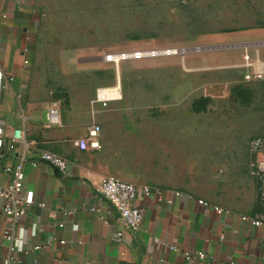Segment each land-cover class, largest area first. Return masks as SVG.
<instances>
[{"label": "rangeland", "instance_id": "obj_1", "mask_svg": "<svg viewBox=\"0 0 264 264\" xmlns=\"http://www.w3.org/2000/svg\"><path fill=\"white\" fill-rule=\"evenodd\" d=\"M37 2L33 86L47 100L58 98L62 115L71 108L84 115L93 105L105 111L89 125L100 124L95 147L108 141L101 156L107 174L164 171L177 161L165 156L175 144L148 137L178 136L189 183L225 202L251 201L249 144L264 139V80L246 79L242 61L257 47L264 58V0ZM136 48L160 53L118 66L104 58ZM117 75L121 97L103 104L97 88L113 86ZM199 152L217 158L199 160ZM215 161L225 165L209 176Z\"/></svg>", "mask_w": 264, "mask_h": 264}, {"label": "crops", "instance_id": "obj_2", "mask_svg": "<svg viewBox=\"0 0 264 264\" xmlns=\"http://www.w3.org/2000/svg\"><path fill=\"white\" fill-rule=\"evenodd\" d=\"M41 11L37 0H0V176L10 179L3 167L24 154L26 212L16 229L24 232V247L29 249L18 251L10 264H264V226L255 225L251 218L260 209L253 174L249 171L246 176L252 198L248 204L213 197L197 181L189 183L185 167L178 162L187 157L180 145L185 140L178 136L148 137L175 144L165 156L177 161L166 164L167 169L122 177L139 187L150 186L148 193L140 188L135 199L144 207L141 226L136 231L124 228L117 210L100 191L107 175L101 156L108 151V141L103 140L102 149L76 144L88 133L89 123L105 111L93 105L80 115L71 108V113L62 115L61 124L45 123L49 100L37 93L32 82ZM13 136L25 140L11 147ZM45 148L68 158L64 171L44 159L31 162ZM213 158L217 157L199 152V160ZM220 163L225 165L210 163L214 167L208 169L209 176ZM96 205L101 211L92 208ZM216 205L224 210L219 212ZM8 220L0 209V264H5L8 250L2 235ZM121 229L125 238L118 240ZM155 236L179 249L157 242ZM35 243L42 246L34 248ZM184 249L206 254L203 259L186 258Z\"/></svg>", "mask_w": 264, "mask_h": 264}, {"label": "built area", "instance_id": "obj_3", "mask_svg": "<svg viewBox=\"0 0 264 264\" xmlns=\"http://www.w3.org/2000/svg\"><path fill=\"white\" fill-rule=\"evenodd\" d=\"M6 13H2V17H5ZM169 49V48H168ZM160 53L156 48H136L126 49L117 52H107L104 58L118 63L122 59L127 58H142L149 55H156ZM242 64L246 67L244 76L248 80H264V58L261 57L260 50L257 47L254 55H251L249 51L243 53ZM0 72V79H1ZM12 76H9L11 79ZM113 85H119L120 77L117 75V82ZM108 86V85H107ZM100 86V87H107ZM100 87L97 88V98L101 100L103 104H107L108 100L112 99L111 94L101 95ZM47 118L45 123L47 125H56L62 123V111L58 98L49 99L46 106ZM100 124L93 122L89 128L88 133L84 136H80L76 140V144L82 148L87 149L90 146H98L100 144L99 139ZM25 140L24 138L13 136L11 138L10 146L15 147L18 140ZM250 151L252 153L250 161V172L256 179L257 191H258V203L260 209L251 217L252 222L255 225L264 226V139L261 136H254L250 140ZM44 159L51 162L60 170H65L68 164V158L51 149H41L38 152L37 157L31 159L33 164L37 163L38 159ZM24 154H21L20 158L12 163L6 164L3 169L10 172L11 176L8 180H3L0 176V209H2L7 215L9 220L4 225L2 230L3 238L8 244V250L4 256L5 264H10L11 261L17 257V252L23 250L29 252V249L24 247L25 234L24 232H17L16 226L19 218L26 212V201L23 198V187L25 182V170H24ZM148 193L150 191L149 185H143L139 187L135 182L124 179L114 174H107L100 186V191L104 197L115 207L124 228L131 231H136L140 226L144 216V207L135 202L139 189ZM203 201V199H200ZM44 204V202H41ZM93 209L101 211V206H93ZM215 208L221 212L223 207L216 205ZM104 217V215H101ZM105 221H107L105 219ZM63 224V222H61ZM123 230H118L117 239H124ZM157 242H164L174 249H179L175 243H169L159 236H155ZM64 241V239H61ZM41 243H35L34 248L41 247ZM183 253L186 258L199 257L203 259L206 252L204 250H190L184 249ZM234 264V263H232Z\"/></svg>", "mask_w": 264, "mask_h": 264}, {"label": "bare ground", "instance_id": "obj_4", "mask_svg": "<svg viewBox=\"0 0 264 264\" xmlns=\"http://www.w3.org/2000/svg\"><path fill=\"white\" fill-rule=\"evenodd\" d=\"M99 93L101 95L111 94L112 98H120L121 97L120 90H119V85L100 88V92Z\"/></svg>", "mask_w": 264, "mask_h": 264}]
</instances>
